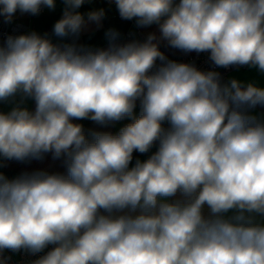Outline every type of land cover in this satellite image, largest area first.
Returning <instances> with one entry per match:
<instances>
[{
  "label": "clouds",
  "instance_id": "9594fccd",
  "mask_svg": "<svg viewBox=\"0 0 264 264\" xmlns=\"http://www.w3.org/2000/svg\"><path fill=\"white\" fill-rule=\"evenodd\" d=\"M85 2L62 0L51 36L0 43V102L13 104L0 111V160L51 153L65 168L0 172V264L5 251L49 245L31 264H264V87L161 51L264 74V0H114L122 19L159 35L122 43L110 28L103 48L77 43L105 17L85 19ZM55 6L0 0V17ZM124 119L116 134L74 122Z\"/></svg>",
  "mask_w": 264,
  "mask_h": 264
},
{
  "label": "crops",
  "instance_id": "0c3cea01",
  "mask_svg": "<svg viewBox=\"0 0 264 264\" xmlns=\"http://www.w3.org/2000/svg\"><path fill=\"white\" fill-rule=\"evenodd\" d=\"M104 9L105 17L102 20V26L97 27L95 23H88L87 27L81 32L77 43L91 46V47H107L108 41L106 39L105 33L108 29L114 28L121 34V42H128L133 39L144 40L149 33H157L159 35V30L157 25H151L148 27H137L134 20L129 22L117 19L114 17V13L117 7L114 0H90L86 2L78 9L82 14H86L92 10ZM64 5L62 0H56V6L54 10H50L47 7H43L42 11L38 15L30 16L27 13L21 14L19 11L15 14V17L24 22L27 27L23 31L24 34L31 31H36L39 34L48 33L50 36L52 34V29L54 24L63 16ZM129 31V36H125L124 32ZM6 37L0 38V43H2ZM54 42H57L56 37H52ZM70 42V41H68ZM161 47L164 48L165 52L173 57L182 56H192L196 52L183 53L177 49H172L166 47L165 43H161ZM236 78L244 82H255L259 86L264 87V74L260 73L255 68H249L247 66L241 68H235L231 70L227 76V79ZM13 104L11 102H0V111L8 112ZM34 102L27 101V107L29 109H34ZM139 104L135 109V115H139ZM257 113H264V108L257 107L255 110ZM131 119H124L119 122L109 124L107 126L98 125L90 120H78L75 123H81L84 126L86 134L90 131H107L113 134L119 132V130L124 126V123ZM155 150V149H154ZM153 150V151H154ZM147 155H138L137 157L141 160L147 159ZM35 171H47V172H64L65 168L62 159H53L52 154H45L43 159H28L24 161L17 160H0V172H3L8 178H15L16 176L25 172H35ZM13 257H17L19 252L13 253L9 251Z\"/></svg>",
  "mask_w": 264,
  "mask_h": 264
},
{
  "label": "built area",
  "instance_id": "2783aa9c",
  "mask_svg": "<svg viewBox=\"0 0 264 264\" xmlns=\"http://www.w3.org/2000/svg\"><path fill=\"white\" fill-rule=\"evenodd\" d=\"M43 9V7H42ZM41 9V11H42ZM40 11V12H41ZM28 14V13H27ZM30 16V14H28ZM115 18L129 22L130 20H124L120 17L118 10L113 14ZM27 25L22 22L20 19L14 16L13 21L11 23H6L4 22L3 17H0V38L2 37H7L8 35H20L24 34L23 31ZM125 36H129V31L124 32ZM161 51L165 53V55L168 56L169 59L176 60L178 62H183V63H191L194 64L197 68L201 70H216L221 73V76L223 79L226 81L227 76L229 72L237 67H230L228 69L224 68H215L211 61L209 60V53L204 52V53H196L193 56H182V57H173L168 55L164 48L161 47ZM244 67V66H243ZM241 68V67H238ZM167 126V125H165ZM53 246L49 245L48 248H46L43 252L38 253L36 255H31L27 252L20 251L17 257H13L9 251H5L4 256L8 259V264H31V261L38 259L40 256L45 255L48 251L51 250Z\"/></svg>",
  "mask_w": 264,
  "mask_h": 264
},
{
  "label": "trees",
  "instance_id": "16d2710c",
  "mask_svg": "<svg viewBox=\"0 0 264 264\" xmlns=\"http://www.w3.org/2000/svg\"><path fill=\"white\" fill-rule=\"evenodd\" d=\"M132 121L131 120H128V121H126L125 123H124V126L126 125V124H128V123H131ZM123 126V127H124ZM90 138V137H89ZM155 151V150H154ZM151 153H149L148 155H150ZM138 155H140L139 153H134V157H137ZM148 155H147V158H148Z\"/></svg>",
  "mask_w": 264,
  "mask_h": 264
},
{
  "label": "rangeland",
  "instance_id": "374dc122",
  "mask_svg": "<svg viewBox=\"0 0 264 264\" xmlns=\"http://www.w3.org/2000/svg\"><path fill=\"white\" fill-rule=\"evenodd\" d=\"M154 149H155V148H154ZM154 149H153V150H154ZM153 150H152V151H153ZM141 156H143V155H141ZM140 158H143V157H140Z\"/></svg>",
  "mask_w": 264,
  "mask_h": 264
},
{
  "label": "bare ground",
  "instance_id": "6f19581e",
  "mask_svg": "<svg viewBox=\"0 0 264 264\" xmlns=\"http://www.w3.org/2000/svg\"><path fill=\"white\" fill-rule=\"evenodd\" d=\"M195 55V54H194ZM193 56V55H192Z\"/></svg>",
  "mask_w": 264,
  "mask_h": 264
}]
</instances>
